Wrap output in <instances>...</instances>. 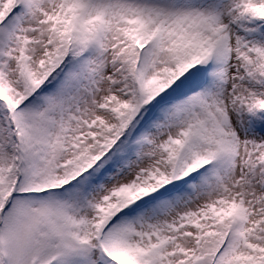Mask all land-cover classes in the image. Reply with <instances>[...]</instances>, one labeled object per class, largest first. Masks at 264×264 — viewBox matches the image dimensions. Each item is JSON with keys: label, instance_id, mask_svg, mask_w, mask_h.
<instances>
[{"label": "snow or ice", "instance_id": "6c2138e0", "mask_svg": "<svg viewBox=\"0 0 264 264\" xmlns=\"http://www.w3.org/2000/svg\"><path fill=\"white\" fill-rule=\"evenodd\" d=\"M0 264H264V0H0Z\"/></svg>", "mask_w": 264, "mask_h": 264}]
</instances>
